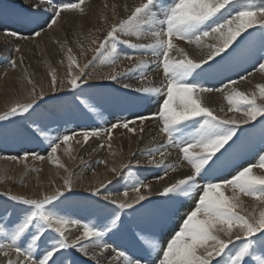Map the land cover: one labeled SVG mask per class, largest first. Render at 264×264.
<instances>
[{
	"label": "snow or ice",
	"instance_id": "snow-or-ice-1",
	"mask_svg": "<svg viewBox=\"0 0 264 264\" xmlns=\"http://www.w3.org/2000/svg\"><path fill=\"white\" fill-rule=\"evenodd\" d=\"M84 4L85 0H23L10 8H0V26L6 28L9 23L15 26V30L2 34L15 40H31L33 34L40 38L58 26L62 13L86 14ZM124 10L129 11L126 6ZM107 27L104 39H92L91 45L96 47L91 49L89 46L97 54L101 50L110 49L111 52L106 60L111 71L98 79L120 83L122 77L136 72L142 83L148 71L153 68L162 70L160 86L133 88L131 84L122 85L124 89L138 93L140 101L160 100L154 117L138 116L141 122L155 118L160 124V133L166 137V143L147 150L150 157L147 165L164 169L165 174L158 177L160 180L165 179L168 172L184 166L191 172L153 193L151 184L133 177L129 171V186L122 193L123 199L114 198L111 192L104 194L105 203L96 201L93 205L96 214L85 219L62 214L66 211V203L77 195L68 177L63 178L62 187L44 193L42 198L4 193L2 195L12 202L11 207L0 205V255L5 258V264H264V148L257 154V163L241 168L230 179L215 175L218 162L241 136L246 135L242 126L264 118V83L255 85L258 91L250 93L235 87L247 81L253 72L240 75L239 79L228 78V82L220 87L208 83V78L222 64L241 55H253L250 49L257 33L260 50L256 70L264 73V0L258 3H247L246 0H140L126 18ZM249 29L255 32H249ZM121 35L150 42L121 41ZM180 42L201 50L206 48L207 53L199 59L194 58L180 46ZM117 43L126 45L133 52L119 54ZM12 50L21 51L19 47ZM147 56L155 58L151 64ZM68 59L70 70L73 65L79 68L71 55ZM121 61H128L131 67L121 68ZM9 64L15 68L16 60L10 59ZM83 76V68H79V74L70 71L66 87L75 92L90 79L82 80ZM64 89L65 85L53 74L50 90L59 92ZM213 92L224 94L228 108L227 112L220 109L223 115L216 114L203 103L204 94ZM29 95V102H15L0 114V138L9 135L8 125L16 124L15 118L37 123L32 117L41 103L46 102V93L43 90L37 92L33 87ZM80 95H83L82 89ZM48 99L56 98L49 96ZM84 107L88 105L84 104ZM228 113L234 115L229 117ZM130 124H136V120L122 119L111 124L110 128L65 133L54 139L43 128L33 130L27 124L22 127L35 139H46L50 147L47 158L71 176L56 155L62 144L68 146L64 152L69 159L73 158L69 142L81 143L75 139L77 135H82L85 143L93 136L105 135L107 147L111 149L115 129L124 128L137 133L138 129ZM143 131L140 127L139 132ZM261 136L264 138V119H261ZM99 147L103 148L105 144ZM173 147L178 149L181 158L177 163H165L169 154L167 150ZM22 151L23 155L0 156V160H12L27 166L30 157L41 161L46 158L30 149ZM99 163L107 165L108 162ZM130 168L131 162H128L114 166L110 171L122 176V170ZM256 168L261 170L260 174L254 172ZM103 187L104 184L90 188L91 196H101L100 188ZM228 189H231L230 194H227ZM129 190L135 193L132 198H129ZM153 194L167 197L166 202L173 203L199 195L195 209L187 214L179 231L166 245L155 239L149 229L139 226L138 231L131 232L129 240L109 242L106 238H119L120 234L129 231L122 213L131 210L133 216L137 215L147 208L145 201L151 204ZM241 196L250 197L255 202L251 211L244 207ZM69 226L82 227V233L69 239ZM236 241L240 243L237 245ZM133 247L136 251H131ZM109 252L114 255L106 257L104 254ZM257 252L260 255H256Z\"/></svg>",
	"mask_w": 264,
	"mask_h": 264
},
{
	"label": "rangeland",
	"instance_id": "rangeland-1",
	"mask_svg": "<svg viewBox=\"0 0 264 264\" xmlns=\"http://www.w3.org/2000/svg\"><path fill=\"white\" fill-rule=\"evenodd\" d=\"M73 2H75V0H73ZM110 2L112 1L85 0V4L83 5V7H85L86 14L81 15L79 13H68V14L62 13L58 26L54 27L52 30H50L40 38H36L33 34V38L31 40H15L12 37L5 36L2 33L5 31L15 30V26L10 23L7 25L6 28L0 26V77H1L0 80L5 78L9 70L12 69V67L9 64V60L15 59L16 67L15 69L12 70L16 71L18 68L21 72L24 71L23 73L29 76L31 80V83H29L30 91L33 87L38 89V84L34 81L35 79L34 77L39 72H41L40 70L41 64L44 62H48V63L52 62L51 64L55 66L56 62L54 56L63 48L68 50L71 49V52L73 51V54L75 52V54L77 55L79 52V50L77 49L78 46L77 43L81 41H82L81 46H83L84 50H86V54L88 56V63H87L88 66L86 65V69L83 77L87 78L89 76H93L92 77L93 79L90 77V79H88L87 84L82 83L81 88L76 89L75 92L71 91L70 89H66V91L63 90L61 92H57L51 95L50 94L46 95L45 96L46 102L41 103L40 109L32 117V119L36 120L37 123L33 124L31 123V120L25 121L22 118H15L17 120V123L14 125H8V128L10 130L9 135L6 138H0V156L4 155L5 157H10V156H16L18 153L20 155H23L24 153L22 149H30L35 153L39 154L40 156L48 157V154L50 152L48 141L43 137H41L40 140H37L34 137H32L22 127L24 124H27L33 130L43 128V130L53 139L56 136L63 135L65 133L71 134L73 132L75 133H82L85 131L91 132L93 129L110 128L111 124L122 119H128L130 121L136 120V123L139 124V126L137 124L138 127V131H137L138 133H136L137 135L136 134L132 135L133 133L128 132L126 129L123 128L122 130V128H119V130L115 129L113 131V134H115L113 135V137H115V139H112L113 141H111V144L113 145V142H116L115 140H117L116 144H114L115 147H117V145H120L121 148L120 155L122 156V157L120 156V158L124 157L125 159L126 156L129 155L130 150H132L131 159H130L131 161L129 160L131 162V168L123 169L122 176H115L114 179L111 180L112 181L111 184L106 183L105 185L106 188L103 187L100 189L101 196L99 197L91 196L89 189H79L73 187V191L77 195H75L70 201L66 203L65 205L66 211L62 213L69 215L72 218L85 219V218L93 217L94 214H96V209L93 207V205L95 204L96 201H99L100 203H105L103 201L104 194H107L108 192H111L113 194H122L123 191H125L126 188L129 186V176H128L129 171H131L133 177L139 178L140 180H143L146 183L149 182L150 176L155 175L157 177H160L163 174H165L164 169L162 167L156 168L154 166H149L146 165L147 164L146 162L148 161V159H150V157L147 155V150L151 148L154 149L160 146L161 144L166 143V137L160 133L159 129L157 128L155 129L153 127L158 123V121L155 118H152V120L149 119L146 120L145 122L144 121L141 122L137 117L140 115L154 117L160 106V100L154 99L152 101H140L137 99V97L139 96L138 93H135L131 89H124L122 87L124 83L131 84L133 88L140 87L142 85L154 86V84L155 86H158V84L160 85L162 83L161 81H163L162 70H155L153 68V70L148 71L149 74H147V78L144 79L142 83L141 80L139 79V74L136 72L128 73L125 77H122L120 83H116L114 81H107V80L97 81L96 78L99 77L97 75V71L103 68L109 69L106 60L107 57L111 54V52L110 49H108V50H101V53L97 54L96 52L90 50L89 46L91 45V40L96 39L97 41H102L104 39V36L106 35V32L108 31L107 26L112 23L118 22V20L120 19L126 18L128 16V12L130 14V10H131L128 8L129 11H125L124 6L123 7L116 6L114 8H111L112 10H109ZM246 2L258 3L259 0H246ZM20 3L21 2H17L15 0H0V8H4V9L10 8L11 6L18 5ZM225 14L227 15V13ZM249 32H255V30L249 29ZM23 34L28 35L27 32H24ZM243 35H247V33H244ZM125 39H130L133 42H142V43L150 42V40L137 41L134 37H130L127 35L120 36L121 41ZM209 43H213V41L209 40ZM84 45H87L88 48ZM115 46L117 48V52L121 55L125 53L133 52V50L129 49L126 45L122 43H117ZM180 46L185 47L186 50L189 52V54H191V52L193 51L191 55L192 57H194L196 53L197 54H201V53L205 54V52L207 53L206 48L203 50L198 49V51L197 50L194 51L195 46L186 45L184 42H180ZM14 47H19L21 51L19 53L14 52L12 50ZM95 47L96 45H91V49H94ZM230 50L231 49H229V51ZM250 50L253 53L251 57H248L247 55H241L235 58L234 60L219 66V70L208 78V83L213 87H220L222 86V83L228 82V78L239 79L240 75H247L248 72H255V71L257 72L256 65L257 62L259 61V50H260V40L258 33L256 34L255 40L252 42ZM202 54L197 55L195 57L199 59L201 56H203ZM146 58L149 61V64H151V62L155 59L154 57H150V56H147ZM217 59H219V57H217ZM20 67H22V69L24 70L20 69ZM128 67H131L128 61H121V68H128ZM34 68L36 70H34ZM121 68H119L118 71H120ZM86 72L88 73V75ZM1 75L2 76L4 75L3 78ZM247 81L249 82L247 83ZM247 81L246 82L242 81L235 87L237 88L239 87L243 91L245 90L246 93H250L252 92V90L258 91L257 89H255V85H257L255 84L256 82H254L253 84L254 86L252 85L254 87L253 88L250 85V79H248ZM244 85L245 86L247 85V87H245ZM81 89L83 90V95H80ZM215 93L216 95H214V97L220 99L222 103L220 106L217 107L214 106V108L213 107L210 108L215 109V112L219 111L216 112V114L223 115V113L220 112V107L222 108L224 107L223 108L224 111L227 112V108H228L227 101L225 100L223 93H217V92ZM212 94L213 93H208V94L206 93L205 96L212 97ZM49 96L55 97L56 99L49 100L48 99ZM99 103H102V105H104L102 106V109L94 108L95 109L94 111L88 112V110L86 109L87 107H84V104H87L88 107L89 106L98 107L97 105ZM78 104H80L79 107L77 106ZM205 105L207 106V104ZM0 114H3V112ZM232 115L233 113H228L229 117H231ZM261 119L264 118H258L256 121L252 122L251 124L242 126V130L246 133V135L241 136L240 139L237 140L236 143L233 145V147L229 150V152L225 154V157H223L221 161L218 162V166H217L218 168L215 172V175L218 178L230 179L241 168L248 166L251 163L258 162L257 154L260 152L261 148H264V138H262L261 136ZM151 124H152V128H151ZM129 126H131V124ZM135 126L136 125L133 124L132 127ZM140 127H143L144 129L143 133L139 132ZM159 127L160 124L158 128ZM116 132L117 133L121 132V134L118 133L121 136L116 135L117 134ZM127 133L128 134L131 133V134L128 136ZM116 136L119 137L117 138ZM138 136L140 137L138 138ZM120 138L121 140H119ZM41 141L43 142L41 143ZM126 141H130V142H126ZM141 142L144 143L142 144ZM83 144L84 145L81 146L80 151L76 155L77 159H73L72 165H67V164L65 165L67 169H69L71 176H69L68 172L62 170L63 168L61 169L56 164H54L52 160L47 158H46L47 160L44 159L47 165L49 164V166L59 168L61 171L58 178L59 182L57 186L59 187L63 186L64 183L63 178L65 177L70 178L72 182H74V178L76 176H81V175H82L81 177H83V175L86 176L90 174L95 167L102 166L101 163H99V161H102L104 154L107 152V151L103 152V149H109L106 143V136L105 135H100L98 137L93 136L86 143L84 142ZM100 144H105V147L103 148L99 147ZM146 146H149L150 148ZM171 149L176 150L180 155L177 148L173 147ZM109 152L110 150L106 154H108ZM244 153L245 154L247 153V155H244ZM80 154L82 155L80 156ZM217 155H219V153H217ZM157 159L158 160L160 159L159 154H157ZM168 160L169 159L166 156L165 163ZM38 161L39 160H37L36 165L38 164ZM136 162H139V164ZM127 163L128 161L124 163L121 162V164H127ZM14 166H16L14 164V161L0 163L1 182L3 181L6 184L7 177L5 175L15 172V171L11 172L15 168ZM28 170L29 168L28 169L25 168L21 170L20 174L17 173L18 175L17 180L21 177L22 179L25 178L26 181L25 182L22 181L23 183L21 182L20 184L15 185V187L22 188L21 186H23L24 183L26 184L31 178H33L34 181V177L36 176V174H39L37 171L38 168H36L35 171H33V175H31ZM170 173L172 174L173 172H169V174ZM33 181L32 183H34ZM160 188L162 189V187ZM142 191L145 190L142 189ZM227 192H228L227 194H230L231 189H228ZM4 193H10V192L3 190L0 191V205L11 207L12 202L8 201L5 195H2ZM11 194H13V192H11ZM198 195L197 197L190 199L182 198L179 202L173 203V202H166L167 197H161L153 194L150 197L151 204H149L148 201H145L144 203L148 205L147 208L141 210V212L138 213L137 215L133 216L131 214V210L122 213V217L127 222V227L129 231L120 234L119 238H106V239H109V242H113V241L120 242L121 240L127 241L131 237V232L138 231L139 228H145V229H149L152 233H154L155 234L154 238L157 239L161 244L166 245V242L175 234V232L179 231L180 227L182 226V222L186 218L187 214H189L191 211L195 209V206L198 202ZM243 197L247 199L250 198L246 196ZM191 204L193 206L190 209L189 205ZM109 207H113V206L110 205ZM136 207L140 208V205H137ZM92 222H95V220H93ZM149 238H153V237H149ZM235 243L238 245L240 242L236 241ZM230 247L232 246L230 245ZM131 251H136V248L135 247L131 248ZM258 253L259 252H257L256 255H260V253L259 254ZM213 264H215V262H213Z\"/></svg>",
	"mask_w": 264,
	"mask_h": 264
},
{
	"label": "bare ground",
	"instance_id": "bare-ground-1",
	"mask_svg": "<svg viewBox=\"0 0 264 264\" xmlns=\"http://www.w3.org/2000/svg\"><path fill=\"white\" fill-rule=\"evenodd\" d=\"M17 2H23V0H15ZM112 2L109 3V10H112L111 8H114L116 6H126L127 8L129 9H132L135 5H137L138 3H140V0H111ZM115 13V12H114ZM128 15H129V12H128ZM101 32V31H100ZM99 34V33H98ZM97 37V36H96ZM4 38V37H3ZM99 38V37H98ZM149 43V42H148ZM78 46H77V49L79 50L78 54L76 55L75 52L73 54V51L72 52H69L68 49H62L60 50L58 53H56V55L54 56V59H55V62H56V65L53 66L51 63H48V62H44V63H40L41 64V72H39L34 78V81L38 84V89L36 88L37 92H39L40 90H43L46 95H51V94H54V93H57V92H53L50 90V81H51V77L53 74H55L57 76V80L58 82H62L64 85H65V89L64 91H66V89H68L66 87L67 85V78L69 77V72L71 71L72 74H79V68H83L84 69V73H85V69H86V65L88 63V56L86 54V50H84L83 46H81L82 44V41L81 42H78L77 43ZM87 47V45H84ZM183 46V45H181ZM88 48V47H87ZM191 48V47H190ZM194 51H198V49L196 47H194ZM93 51V50H92ZM193 52V51H192ZM192 52L190 55H192ZM202 54V53H201ZM201 54H197L194 55V58H196L195 56L197 55H201ZM206 54V52H205ZM54 55V54H53ZM69 55H71L73 57V59L75 60L76 64L79 65V68H77L75 65L72 66L71 70L69 69ZM204 55V54H202ZM151 57V56H150ZM202 57V56H201ZM199 58V57H198ZM147 59V58H146ZM151 59V58H150ZM36 64V63H35ZM88 66V65H87ZM25 67V65H24ZM12 69H15V68H12ZM12 69H8L9 72L7 73V76L5 78H2L0 80V113L4 112V111H7L10 106H12L15 102H20V103H27L30 101L31 97H30V78L28 75L24 74L23 72H21L18 68L17 70H12ZM20 69H22V67H20ZM254 69V68H253ZM24 70V69H22ZM34 70H36L34 68ZM39 70V69H38ZM119 70V68L117 69ZM153 70V69H152ZM111 71V67L109 66V69H101L99 71H97V75L98 76H101V75H105L107 74L108 72ZM29 72V71H28ZM94 72V71H93ZM160 72V71H159ZM27 73V72H25ZM87 73V72H86ZM95 73H96V70H95ZM94 73V74H95ZM254 74L252 76L249 77L250 79V85L252 86L254 84V82H256L255 84H259V83H264V73H258V71L256 72H253ZM90 74V73H89ZM93 74V73H92ZM91 74V75H92ZM149 74V73H148ZM151 74V73H150ZM88 75V73H87ZM95 76V75H94ZM150 76V75H149ZM162 76V75H161ZM86 77V76H85ZM89 77H93V76H89ZM1 78V77H0ZM84 77H82L83 79ZM97 78V77H96ZM149 78V77H148ZM155 78V77H154ZM162 78V77H161ZM93 79V78H92ZM160 79V78H159ZM161 80V79H160ZM33 81V80H32ZM97 81H102L100 79L97 78ZM106 81V80H105ZM130 81V80H129ZM156 82V81H155ZM160 82V81H159ZM158 82V83H159ZM162 82V81H161ZM246 82V81H245ZM249 81H247L248 83ZM149 83V81H148ZM244 83V82H243ZM36 85V84H35ZM151 85V84H150ZM153 85V84H152ZM157 85V84H156ZM249 85V84H247ZM247 85L245 87H247ZM155 86V84H154ZM158 86H160L158 84ZM237 86V85H236ZM254 86V85H253ZM252 86V87H253ZM241 87V86H240ZM239 88V87H238ZM254 88V87H253ZM240 89V88H239ZM248 89H249V86H248ZM242 90V89H240ZM243 91V90H242ZM253 91V90H252ZM61 92V91H59ZM245 92V90H244ZM215 92H213L212 94V97H206L204 94V100H203V103L204 104H207L208 107H213L214 106H220L221 105V101L220 99H218L217 97H214V95H216V93L214 94ZM208 94V93H207ZM223 97V96H222ZM221 97V99H222ZM220 98V97H219ZM71 101V100H70ZM225 102V101H224ZM216 103V105H215ZM226 103V102H225ZM75 105V104H74ZM98 107H92V106H89L87 107L86 109L89 111H92L91 109L95 108V109H102V103H99L97 105ZM92 107V108H91ZM101 107V108H100ZM222 107H220L221 109ZM224 108V107H223ZM215 110V109H214ZM217 110V109H216ZM79 112V111H78ZM216 112H219V111H216ZM69 113V112H68ZM234 115V114H233ZM138 117V116H137ZM152 120V119H151ZM145 122V121H144ZM152 122V121H151ZM154 123V122H153ZM157 123V122H156ZM137 124L136 123L135 127H137ZM147 124V123H145ZM155 124V123H154ZM149 125V124H148ZM133 124H131L130 127H132ZM139 126V124H138ZM141 126V125H140ZM156 126V127H155ZM153 126L155 129H159L158 126H159V122L157 123V125ZM148 127V126H147ZM151 128H152V124H151ZM138 129V127H137ZM146 129V128H145ZM150 129V128H149ZM119 130V129H118ZM123 130V128H122ZM117 131V130H116ZM156 131V130H154ZM152 132V131H151ZM117 133V132H116ZM121 134V132H118ZM116 134V135H119V134ZM138 133V132H137ZM143 133V132H142ZM154 133V132H153ZM156 133V132H155ZM124 134V133H123ZM122 134V135H123ZM126 134V133H125ZM131 133H127V135L129 136ZM140 134V133H139ZM160 134V133H159ZM115 135V134H113ZM134 135V134H132ZM137 135V134H136ZM141 135V134H140ZM152 135V134H151ZM121 136V135H119ZM119 136H116L117 138ZM124 136V135H123ZM127 136V138H128ZM142 136V135H141ZM145 136V135H143ZM140 136H138L139 138ZM123 138V137H122ZM126 138V137H125ZM154 138V137H153ZM76 140H80L81 143L80 144H77L75 143V141H70V146L71 148L73 149L71 155H72V159H69V157L67 155H65V152H64V149L68 146L66 145H61V148L58 150V152L56 153V155L59 157V161L60 163H63L64 165H72V161L73 159H77L76 155L78 154V152L80 151V148L82 145H84L83 143V137L82 136H76L75 138ZM112 139H115V137H113ZM147 139V138H146ZM121 140V138L119 139ZM130 140V139H129ZM139 140V139H138ZM113 141V140H112ZM117 142V140H115ZM151 141V140H150ZM116 142H113V145L111 147V149H103V152L105 151H109L110 152L108 154H104L103 158H102V161H107V165L105 164H101L100 166L101 167H95L92 172L86 176L83 175V177L81 176H76L74 178V182H73V185H75L74 187L75 188H79V189H90V188H98L100 187L101 184H104L106 185L107 181L108 180H113L114 177L116 176L114 173H112L110 171V169L114 166L118 167L121 162H130L131 160V151L129 152V155L126 156V158L124 159L123 158H120V154H121V148H120V145H117V147H115L114 144H116ZM125 142V141H124ZM126 142H130V141H126ZM147 142V141H146ZM159 142V141H158ZM142 144L144 142H141ZM161 143V142H160ZM129 144V143H128ZM154 144V143H153ZM101 145V144H100ZM127 145V144H126ZM131 145V143H130ZM145 145V144H144ZM151 145V144H149ZM156 145V144H155ZM160 145V144H159ZM146 147H149V146H146ZM130 148V146H129ZM150 148V147H149ZM152 149V148H151ZM101 150V149H100ZM97 151V150H96ZM128 151V150H127ZM84 152V150H83ZM124 152V151H123ZM167 152L169 153L167 156V158L169 159L167 162L171 163H177L179 160H180V155L178 154V152L174 149H168ZM126 153V152H125ZM82 154H80L81 156ZM127 155V154H126ZM244 155H247V153ZM4 156V155H3ZM45 157V156H44ZM122 157V156H121ZM240 157V156H239ZM47 158V157H46ZM45 158V159H46ZM48 159V158H47ZM46 159V160H47ZM108 159V160H107ZM126 161H124V160ZM130 160V161H129ZM5 161V162H4ZM8 161H12V160H0V163L3 162V163H6ZM34 162H35V159H32L31 157L29 158V160L27 161V166L25 164H21L19 162H14V164L16 166H14L15 168L11 171H15L13 173H10V174H4L6 177H7V182L6 184L1 180H0V191L3 190V191H9L10 193L13 192V194H26L28 195L30 198H42L43 194L44 193H52L56 187H58V178H59V175H60V169L59 168H55L53 166H49V164L47 165L45 160L41 161L39 160L38 161V164L36 165L37 163V160L35 162V165H34ZM50 162V161H49ZM142 162V161H140ZM166 162V163H167ZM76 163V162H75ZM137 163V162H136ZM147 163V162H146ZM145 163V164H146ZM248 163V162H247ZM144 164V163H143ZM3 165V164H1ZM9 165V164H8ZM147 165V164H146ZM18 167V168H16ZM227 167V166H226ZM25 168H29V172L31 175H33V171H35L36 168H38V173L39 174H36V176L34 177V181H33V178H31L26 184L24 183L23 186H21L22 188H17L15 187V185H18L20 184L22 181L25 182V178L21 179L19 178L17 180V173H21V170L25 169ZM218 168V167H217ZM62 169V168H61ZM4 170V169H3ZM64 170V169H62ZM9 171V170H8ZM226 171V170H225ZM27 172V171H26ZM191 172V169L188 168L187 166H184V167H181L179 169H177L176 171H174L172 174L169 172L167 173V176L165 179L163 180H160L158 179L157 176L153 175V176H150V180L149 184L152 185V191L153 193L157 192L158 190H160L161 188L160 187H163L164 184L166 183H170L176 179H179V178H182L184 175H187V174H190ZM254 172H256L257 174H260L261 173V170L259 169H254ZM2 173V172H1ZM65 173V172H64ZM73 173V172H72ZM29 174V173H28ZM218 174V173H217ZM79 175V174H78ZM157 175V174H156ZM164 175V174H163ZM162 175V176H163ZM64 176V175H63ZM68 176V175H67ZM159 176V175H158ZM219 176V175H218ZM4 177V176H3ZM33 177V176H32ZM27 179V178H26ZM32 181L34 183H32ZM22 182V183H23ZM54 182V183H53ZM106 188V187H105ZM101 189V188H100ZM157 190V191H156ZM228 193V192H227ZM135 195V193L129 191V198H132L133 196ZM114 198L116 199H123V196L122 194H114ZM196 199V198H195ZM241 199L242 201L244 202V207L247 208L249 211L252 210L253 206L255 205V202L252 200V198H244L243 196H241ZM248 200V201H247ZM185 206V205H184ZM192 204L189 205V208L191 209L192 208ZM189 209V210H190ZM182 210V209H181ZM187 210V209H185ZM239 210V209H238ZM82 233V227H79V226H69V232L67 233L69 235V239H73L75 238L76 236L80 235ZM92 249H90L91 251ZM259 254V253H258ZM106 257H110L114 254L112 253H105L104 254ZM0 264H5V258L0 255ZM115 264V262H114Z\"/></svg>",
	"mask_w": 264,
	"mask_h": 264
}]
</instances>
